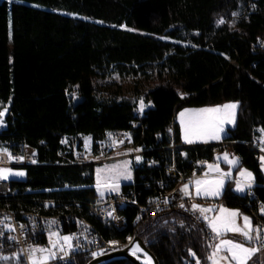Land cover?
<instances>
[{"label": "trees", "instance_id": "trees-1", "mask_svg": "<svg viewBox=\"0 0 264 264\" xmlns=\"http://www.w3.org/2000/svg\"><path fill=\"white\" fill-rule=\"evenodd\" d=\"M248 1L0 0V108L10 104L6 135L34 147L38 162L26 168L25 179L10 180L11 194L0 197V207L15 213L39 211L41 216L70 213L59 229L62 235L75 229V218L90 223L104 240L125 242L138 235L159 264H195L192 253L208 264L206 228L180 206L136 225V207L127 205L120 211L125 226L117 229L90 215L86 204L72 203L96 197L86 189L47 192L43 196L70 200L48 208L30 200L27 190L40 187L32 173L93 172L94 165L69 166L71 152L59 144L61 136L85 134L101 140L106 131L129 130L135 142L150 148L145 156L154 162L137 167L133 183L121 186V192L133 193L136 203L174 185L166 167L174 164L185 182L200 161H214L223 152L239 158L234 178L241 168L253 173L258 183L253 189L261 201L264 169L255 148L258 130L264 129V0H255L252 8ZM233 13L238 15L230 23ZM220 19L228 21L217 24ZM112 74L133 80L132 98L120 97L117 90L97 94L96 79ZM141 93L151 104L135 125ZM76 98L82 102L74 105ZM228 102H238L235 124L220 143L184 146L175 124L178 147L171 149L168 129L174 113ZM66 179L57 176L43 185L57 187ZM233 186L234 181H227L217 201L248 215L254 201L247 193L235 194Z\"/></svg>", "mask_w": 264, "mask_h": 264}, {"label": "built area", "instance_id": "built-area-1", "mask_svg": "<svg viewBox=\"0 0 264 264\" xmlns=\"http://www.w3.org/2000/svg\"><path fill=\"white\" fill-rule=\"evenodd\" d=\"M255 0H249L248 6L252 8ZM264 46L263 44L261 45ZM9 103H6L0 108V111H5L3 117V124L0 125V146L9 149L14 156H23L22 161L8 160L6 156L0 155V167L9 168H23L26 169L31 166L38 165L36 160V150L34 147L25 144L23 142H17L10 139L6 134L8 131L7 113L9 110ZM138 121L134 124H139V120L143 118V112L138 111L135 115ZM178 113L175 117H172L168 134L171 138L170 147L175 150L178 145L174 140V126L178 124ZM112 133V137L109 138L106 134ZM127 134V135H125ZM62 141H65L62 143ZM122 141V142H121ZM103 142V143H101ZM59 144L65 147L71 152V164L75 165H96L101 164L117 157H127L132 160L133 171L137 167L147 166L152 167L153 161H150L145 154L150 150L143 144H139L133 140V134L131 131L122 130H110L104 133V137L101 140H94L92 136L85 134H77L74 137H68L63 135L59 138ZM139 149L140 151H135ZM258 156L261 152L255 148ZM140 156L141 160L136 161V156ZM257 156V157H258ZM64 158L65 155H64ZM35 163H32V161ZM258 163H261L258 159ZM167 178L174 181V185L153 199H147L144 203L138 204L133 199V193L119 192L117 194H108L104 196H97L92 201H80L72 200V203L86 204L88 206V212L90 215L96 217L102 221H108L112 226L117 229H122L123 223H125V216L120 214V211L127 205H134L136 207L135 213H138V221L136 225L146 217L152 216L158 212L169 209L172 206L184 205V212L200 224H205L203 214L199 210L192 208L193 204H198L204 208L203 202L196 196L190 194L185 195L182 189L183 178L178 172L175 165L172 164L166 167ZM200 172V168L196 167L193 170V175ZM264 187V184L262 185ZM57 189H51L46 192H53ZM28 194H31L30 200L39 202L41 206L53 203H68V198H61L58 196L46 197V196H34V191L28 189ZM10 181L0 180V197H6L10 195ZM249 200L254 201L253 206H249V215L254 220L252 223L254 226H259V232H253V236L256 239L250 241V244L259 249H263L264 245L261 244V240L264 239V214L261 213L260 208L264 205V198H256L255 190L253 188L248 189ZM111 212L113 216L119 217V219H113L108 216L107 213ZM9 218L7 223L13 225L14 231H8L3 229V225H0V230L5 232L4 236H0V256H13V253H18L19 260L23 264H27L26 256L21 249H26L30 245L48 246V231L59 232L63 224V219H70L71 214L67 213L62 216H55L49 219H35L31 215L17 214L11 210H7V213L0 214V218ZM55 221L54 224L50 222ZM21 225L24 227L21 228ZM75 233L76 236L73 239V244L79 243V247L70 253L68 257L63 260L51 261L50 264H80L82 260H90L93 258L92 252H99L100 249H104V254H108L123 248L127 243L122 244V247L102 246L98 239H95L94 233L89 231L86 226L81 225V222L75 218V229L67 234ZM83 233V235H81ZM64 234V235H67ZM62 235V234H61ZM8 236L16 237L15 240H9ZM207 238L213 239V234L210 231L206 233ZM87 237V239L85 238Z\"/></svg>", "mask_w": 264, "mask_h": 264}, {"label": "snow or ice", "instance_id": "snow-or-ice-1", "mask_svg": "<svg viewBox=\"0 0 264 264\" xmlns=\"http://www.w3.org/2000/svg\"><path fill=\"white\" fill-rule=\"evenodd\" d=\"M17 2H20V0H17ZM33 6L39 7V5ZM232 15L235 17L237 16V13H233ZM223 23V19L217 21V24ZM161 39H165V37H161ZM150 104L151 101H149L148 104H145L143 97H141L139 101V110L143 112L144 108ZM237 107L238 102H232L212 107L183 109L178 114L182 139L188 144L195 143L196 141L207 143L209 140H219L221 138V133L225 131L224 126L226 124L235 123ZM4 115L5 111H0V125L3 124ZM260 131L264 134V129H260ZM106 135L109 138L112 137V133H107ZM63 142L65 141H62V143ZM260 144L261 151L264 152V136H262ZM135 151L140 150L136 149ZM0 155L6 156L8 160L22 161L24 159L23 156H14L9 152L8 148L3 146H0ZM224 159L230 166L239 163L238 157L229 159L227 153L224 154ZM259 159L261 161V167L264 169V155L260 156ZM140 160L141 157L139 155L136 156V161L139 162ZM32 163H35V161L33 160ZM207 167L209 171L215 172L217 175L212 179H208V173H205L203 178L193 179L192 183L195 186V194L197 196H219L225 186V180L231 176V170L228 172H222L217 164H208ZM96 172V189L101 197L104 195L105 190L119 193L120 180L131 179L130 161H123L118 166H106L104 169L98 168ZM25 175L26 173L23 170H13L9 167H0V180L6 181L11 176L23 177ZM236 175L235 190L237 192H243L252 187L254 182L252 172L241 168ZM188 188L189 185L185 184L181 191H183L185 195H190ZM180 207H184V205L181 204ZM192 208L194 210H199L204 214L203 218L207 222V227L214 234V239L218 240L217 243L211 245L213 250L207 257L210 264H248L251 257L259 251V247H248L243 242L225 238V234L227 233L239 234L247 241H252L257 238L252 234L253 232L260 231L259 226H254L250 217L243 215L238 209H227L220 206L219 212L209 217L206 213L212 211V209L203 208L198 204H193ZM260 211L264 214V205L261 206ZM107 215L113 219H119V217L113 216L111 212H108ZM238 218L242 219V224L238 223ZM7 219L9 218H0V225H3V229L14 231L15 229L13 228V225L6 222ZM50 223L54 224L55 221L53 220ZM23 227L24 226L21 225V228ZM4 235L5 232L0 230V236ZM81 235H83V233H81ZM75 236V233L61 235L58 231L54 232L49 230L48 246L30 245L28 248L21 249L20 251L25 254L27 264H50L51 261L58 259L63 260L80 246L79 243L73 244ZM85 238L87 239V237ZM8 239L15 240L16 237L8 236ZM131 240L132 238L129 237L130 242ZM108 243L113 247L118 245L117 241H109ZM261 244L264 245V239L261 240ZM140 251H142L140 246L135 244L131 254L136 255V253ZM104 252V249H100L99 252H92L91 255L93 258H96L99 255H103ZM192 254L195 255L194 253ZM13 257H16L19 264L18 253H13ZM145 257L146 264H151V258L147 256V253H145ZM7 259L9 258L6 256H0V260ZM197 264H200L199 260L197 261Z\"/></svg>", "mask_w": 264, "mask_h": 264}, {"label": "rangeland", "instance_id": "rangeland-1", "mask_svg": "<svg viewBox=\"0 0 264 264\" xmlns=\"http://www.w3.org/2000/svg\"><path fill=\"white\" fill-rule=\"evenodd\" d=\"M236 17L237 16L234 17L232 15L228 19V20H230L229 22L230 23L233 22L234 19H236ZM223 20H224V22L228 21V20H225V19H223ZM95 85H96L97 94L100 95V96H104L109 91L112 92V91H116L117 90V92L119 93L120 97H122V98H132L133 97V92H134V89H135L134 82H133L132 79L127 78V77H123L122 78V77H119L116 74H112V75L108 76V78H106V79H96ZM139 90H140V88H139ZM142 95L143 94L141 93V97H142ZM141 97L138 99V111H140L139 110V101H140ZM144 103L148 104V102H145V100H144ZM228 103H232V102H228ZM224 104H226V103H224ZM149 106L150 105H148L146 108H148ZM204 107H212V106H204ZM146 108H144V110ZM198 108H203V107H198ZM222 134L225 135V131L223 133H221V135ZM217 156H219V155H217ZM123 161H130L131 179L130 180H125V179H121L120 180V182H119V184H120L119 192H121V186L122 185L129 184L131 181H133L132 160H131V158H127V157H124V158L123 157H117V158H115L113 160H110V161H107V162H104V163H101V164H96V165H94V170H93L92 173L87 172V171H85V172H60V171L49 172V171H46V170L45 171H41V172H37V173H32L31 176L34 178V180L37 183V185L40 186L38 188L33 189L34 194H37L38 196H43L44 194L47 193L46 191L51 190V189H57L54 192H61V191H65V190H77V189L84 190V189H86L87 191H90L91 194H94L96 197L100 196V194L97 192V189H96V177H97L96 170L98 168L104 169L106 166H108V167L118 166ZM210 164H217L219 166V168H220L219 162H218V160L216 161V159L214 161H211ZM69 166H73V165L70 164ZM12 169L13 170H23L26 173V175L23 176V177L11 176L6 181H10V180H13V179L14 180H23L27 176L28 169H23V168H12ZM57 176L58 177L59 176L66 177L67 179H66V181H60V184L57 185V187L50 188V187H48L46 185H43L45 183L46 184H50L51 182H54V180H55V178ZM210 179H212V178H210ZM185 184L189 185V188H188L189 193L192 194V190H193V193L195 194V186H194V184L191 183L190 180H187V181L183 182V185H185ZM183 185H182V188H183ZM191 186H192V190H191ZM108 194H117V193L105 190L104 195H108ZM220 196H221V194L219 196H203V195L199 196V197H203L204 199H208L210 201V202H207L208 206H206V204H204V208L212 209V211H210L208 213V216L211 217L214 214H217L219 212L220 206H223V207H225L227 209H238L240 211V213H242L243 215H246L239 208L229 207V206H226L225 204H223L221 202H218L217 200H219ZM246 216H248V215H246ZM248 217H250V216H248ZM238 223L242 224L243 223L242 219L238 218ZM225 238L234 239V240H236L238 242H243L248 247L255 248L252 245H250V243L247 242V240H244V238L242 236H240L239 234L227 233V234H225ZM128 242H129V239H127L124 243H128ZM217 242H218V240H216V239L212 240L211 241V245H214ZM119 247H122V245H120ZM261 249H259L258 252H260ZM212 250L213 249L211 247L210 254H211ZM258 252H256L251 257V259L248 261V264H249V262H251L252 260L255 259V257L258 254ZM191 257L195 259V264H197L198 260L195 258V256L192 255ZM8 258L9 259H7V260L1 261L0 264H18V261H17L16 257L9 256ZM200 264H201V262H200ZM208 264H210V261H208Z\"/></svg>", "mask_w": 264, "mask_h": 264}, {"label": "crops", "instance_id": "crops-1", "mask_svg": "<svg viewBox=\"0 0 264 264\" xmlns=\"http://www.w3.org/2000/svg\"><path fill=\"white\" fill-rule=\"evenodd\" d=\"M186 109V108H185ZM187 109H192V108H187ZM237 110V109H236ZM181 112V111H180ZM179 112V113H180ZM178 113V114H179ZM179 117V116H178ZM235 124V123H234ZM234 124H226L224 127H225V135H221L222 137L219 139V140H209L207 143H205V142H203V141H196L195 143H192V144H188V143H185L184 142V140L182 139V136H181V126H180V121H179V119H178V125H179V128H180V138H181V142H182V145H184V146H191V145H198V144H215V143H220L221 142V140L226 136V130H227V128H230V127H233L234 126ZM258 132H259V137H258V140H257V149H258V151L259 152H261V155L260 156H262V155H264V152H262L261 151V144H260V140H261V138H262V136H264V134H262L261 133V131L260 130H258ZM226 152H223V153H217L216 154V156H215V159H216V161L218 160V162H219V165H220V170L222 171V172H228V171H230L231 170V176H230V178H227L226 180H225V185H226V182L227 181H234V186H233V192L235 193V194H238V195H246V193L248 192V189H246L245 191H243V192H237L236 190H235V187H236V184H235V181H236V179H237V175H235V178H234V176H233V170L236 168V166L238 165V164H235V165H229L226 161H225V159H224V154H225ZM228 154V156H229V159H231V158H233V157H236V156H234V155H232V154H230V153H227ZM217 155H219V156H217ZM260 156H258L257 158L259 159V157ZM261 162V161H260ZM211 163V161H200L199 163H198V166L201 168L202 167V171H200L199 173H196V174H194V175H192V177H191V179H190V181H191V183H192V180L193 179H195V178H203L204 177V175H205V173H208V179H210V178H214V177H216V173L215 172H211V171H209V169H208V164H210ZM258 165H260V167H261V163H259ZM261 169H262V167H261ZM263 170V169H262ZM264 171V170H263ZM239 172V171H238ZM237 172V173H238ZM131 183H133V181H131L129 184H131ZM255 186H258V183H256V181L254 180V182H253V185H252V187L251 188H255ZM225 187V186H224ZM191 190H192V186H191ZM223 190H224V188H223ZM223 190H222V192H223ZM222 192H221V194H222ZM192 195H194V196H196L194 193H193V190H192ZM197 198H199V200L201 201V202H203V204H206V206H208V203L207 202H210L208 199H204L203 197H199V196H196ZM205 202V203H204ZM210 212V211H209ZM209 212H207L206 213V215H208V213ZM203 216H204V214H203ZM210 217V216H209ZM204 219V218H203ZM204 222H205V225H206V227H207V222L204 220ZM253 224V223H252ZM207 229H208V231H210L211 232V230L207 227ZM212 233V232H211ZM213 234V233H212ZM214 235V234H213ZM247 242H249L250 243V241H247ZM251 245V244H250ZM254 260H257V262H259V264H264V248L263 249H261L260 250V252H258V254L256 255V257H255V259ZM253 261V260H252Z\"/></svg>", "mask_w": 264, "mask_h": 264}, {"label": "water", "instance_id": "water-1", "mask_svg": "<svg viewBox=\"0 0 264 264\" xmlns=\"http://www.w3.org/2000/svg\"><path fill=\"white\" fill-rule=\"evenodd\" d=\"M81 102V98H76L73 100L74 105ZM135 244L140 246L143 255L147 253V256L151 258V264H159L155 255L148 249L142 238L138 235L132 237L131 242L129 241L123 248L108 254L99 255L96 258H91L86 264H108L109 262L115 260H128L132 264H144L137 256L130 253V249Z\"/></svg>", "mask_w": 264, "mask_h": 264}, {"label": "bare ground", "instance_id": "bare-ground-1", "mask_svg": "<svg viewBox=\"0 0 264 264\" xmlns=\"http://www.w3.org/2000/svg\"><path fill=\"white\" fill-rule=\"evenodd\" d=\"M172 117H175V113H174V115L172 116ZM201 169H202V167H201ZM247 196H248V192H247ZM154 198V197H153ZM153 198H148V199H153ZM54 204L55 203H53V204H47V205H45V206H43V207H45V208H48V207H54ZM7 210H10V209H8V208H6V207H0V214H5V213H7ZM249 213V207L247 208V214ZM17 214H27V215H31V217H33V218H35V219H49V218H52V217H55V216H41L42 214L39 212V211H22V210H20L19 212H17ZM249 215V214H248ZM71 216H73V215H71ZM94 217V216H93ZM94 218H96V217H94ZM80 222H81V225H84V226H86L87 227V229L89 230V231H91L92 233H94V237H95V239H98V241H99V243H101V245L102 246H110L109 245V241H117L118 242V245L117 246H115V247H119L120 245H122V244H124V242H121V241H119V240H104L100 235H99V233L98 232H96V230H95V228L90 224V223H88L86 220H84V219H82V218H77ZM97 219V218H96ZM97 220H99V219H97ZM194 220V219H193ZM136 221H138V213L135 215V220L133 221L134 222V224H136ZM74 223H75V221H74ZM204 226H205V228H206V233H207V231H208V229H207V227H206V225L205 224H203ZM123 226H125L124 225V223H123ZM74 227H75V225H74ZM123 228V227H122ZM129 239V238H128ZM209 239V238H208ZM210 240V242L212 241V240H215L214 239V235H213V239H209ZM133 248H134V246L130 249V253H132V250H133ZM135 256H137L144 264H146V257H145V255H143L142 254V252L140 251V252H137L136 253V255Z\"/></svg>", "mask_w": 264, "mask_h": 264}]
</instances>
